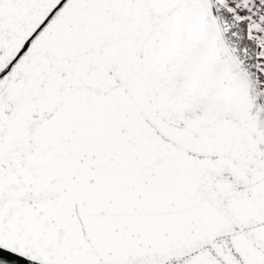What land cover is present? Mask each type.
I'll return each instance as SVG.
<instances>
[{
  "label": "snow or ice",
  "instance_id": "6c2138e0",
  "mask_svg": "<svg viewBox=\"0 0 264 264\" xmlns=\"http://www.w3.org/2000/svg\"><path fill=\"white\" fill-rule=\"evenodd\" d=\"M0 264H264V0H0Z\"/></svg>",
  "mask_w": 264,
  "mask_h": 264
},
{
  "label": "water",
  "instance_id": "95a60500",
  "mask_svg": "<svg viewBox=\"0 0 264 264\" xmlns=\"http://www.w3.org/2000/svg\"><path fill=\"white\" fill-rule=\"evenodd\" d=\"M0 259H7L9 261H16L18 258L11 256L10 254L4 252L3 250H0ZM19 264H24V262L20 261Z\"/></svg>",
  "mask_w": 264,
  "mask_h": 264
}]
</instances>
